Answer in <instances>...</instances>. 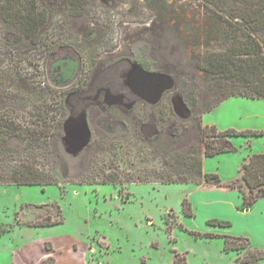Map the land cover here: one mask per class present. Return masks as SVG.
<instances>
[{"label": "rangeland", "instance_id": "374dc122", "mask_svg": "<svg viewBox=\"0 0 264 264\" xmlns=\"http://www.w3.org/2000/svg\"><path fill=\"white\" fill-rule=\"evenodd\" d=\"M20 5L21 19L15 12L10 19L0 14V124L7 119L10 131L0 140V178H9L18 163L67 176L61 184L0 183V224L8 229L0 236V264H33L28 257L39 254L36 248L47 236L64 255L69 239L88 242L96 257L90 264H166L173 250L184 253L187 264L264 257V250L254 248L264 249L260 239L224 250L220 233H235V226L245 224L235 216L237 225L209 224L226 212L216 195L197 199L196 213L188 195L198 184L88 181L103 168H117L123 177L125 169L130 176L142 169L153 177L166 152L190 143L204 149L199 123L259 132L233 134L232 150L203 158L204 172L218 175L221 187L234 189L235 183L247 191L239 182L241 165L264 153V99L230 96L206 111L221 96L197 64L200 51L222 47L210 11L199 0H21ZM26 17L36 20L33 33L24 27ZM66 52L79 58L80 68L68 86L56 87L48 67ZM138 57L151 60L150 71L140 67ZM171 124L178 136L168 139ZM20 127L34 128L32 135ZM140 150H148L147 158ZM228 193L238 197L235 190ZM183 199L194 216L183 212ZM57 207L62 222L23 224L53 218ZM24 244L33 248L28 252Z\"/></svg>", "mask_w": 264, "mask_h": 264}, {"label": "trees", "instance_id": "16d2710c", "mask_svg": "<svg viewBox=\"0 0 264 264\" xmlns=\"http://www.w3.org/2000/svg\"><path fill=\"white\" fill-rule=\"evenodd\" d=\"M20 2L18 0H8L9 4L6 5V1L4 3V0H2L0 3L1 18L6 19L8 16V19H10L12 16L10 18L9 16L15 12L16 18L21 19ZM199 3L210 11L209 16L220 31V39L223 41L220 44L222 47L218 50L200 51L198 53L197 64L199 68L210 76V79L221 92L220 98L212 105L207 106L206 111L230 96L264 99V0H199ZM22 21L25 23L24 25H27L24 27H27L26 29L32 33L38 27L35 18L26 17ZM225 29H227L226 32ZM204 48L207 49V47ZM136 61L142 66L151 67V61L149 59L144 60L138 57ZM190 115V118H195L193 112ZM6 120L2 119V123L0 124V140L10 135ZM172 126L177 127L174 124L170 125L166 135L167 138L169 135L178 136V134L175 135L176 133L171 132ZM56 128H61L58 121ZM198 128L204 142V149L202 150L194 143H190V145L182 150L172 149L170 152H166L165 159L160 161L159 164H156L158 167L162 164V167L159 169L156 168L153 177H151L150 173L142 169L132 172L135 176H130L131 174L125 169V176L123 177L117 168L109 169L108 171L103 168L97 170L93 177H91L92 179L90 178L88 181L93 180L102 183L158 181L162 183H194L198 185L213 183L216 186H221L222 183L218 175L204 172L203 158L232 150L233 146L229 138L233 134L258 135L259 132L241 131L235 133L233 130H218L214 126L200 125L199 123ZM33 130L34 128L22 129L20 127V132L25 135L29 134V136L32 135L31 132ZM119 135L114 136L115 138L113 139L118 138ZM217 140H223L224 145L216 147L215 142ZM144 141L151 143L152 139H146ZM113 146L116 147L115 144ZM208 147H213V149L209 150L207 149ZM139 153L141 156H146V158L148 156V150H140ZM135 157L136 159L140 158L138 155H135ZM13 167V173L10 174V177L0 178V183L61 184L60 179L63 178L65 180L67 176L59 175L57 172L52 173V171L32 170L27 163L14 164ZM122 174L124 175V169L122 170ZM239 182H242L247 191L242 190L240 184L233 183L234 185L231 184V187L236 188L242 196L241 208H247L257 198L264 196V153H254L249 157L247 162L242 163ZM188 205V201L183 199V212L191 216L192 211ZM62 219L60 207H57L53 218L47 215L46 218L44 217L39 221L23 224L46 226L60 223ZM209 224L223 226L228 225L229 222L214 219L210 220ZM7 230L4 225L0 224V236ZM203 236L210 238L216 237L218 234L204 233ZM221 236L223 237L224 250L226 251L238 250L240 247L246 248L247 245H252L250 240L243 236L226 234ZM240 240L245 241V247L236 242ZM254 248L259 252H263L264 250L258 249L257 247ZM172 253L173 257L170 264H187L184 253L176 250H173ZM261 259H264V257H243L241 264H256ZM51 260V258L47 259L48 264L51 263Z\"/></svg>", "mask_w": 264, "mask_h": 264}, {"label": "crops", "instance_id": "0c3cea01", "mask_svg": "<svg viewBox=\"0 0 264 264\" xmlns=\"http://www.w3.org/2000/svg\"><path fill=\"white\" fill-rule=\"evenodd\" d=\"M227 190H235L238 197L236 195H233L232 193L226 194ZM225 194L231 199H235L233 204L229 203L233 202V200L228 201L222 196ZM210 195H216L218 202H225L226 212L223 216L219 217L224 218L221 220H228L230 223H235V225H237L234 219L235 216L245 224V227L240 229L238 228V226H235L237 229L234 231L235 233L230 234L229 232H221L220 234L226 233L230 235L246 236L249 238L250 242H253L252 239H255V241L256 239H260L259 241L264 244V196L257 198L247 208H241L242 196L240 192L236 190V188L226 189L221 186H206L199 184L197 185V187L192 189L188 195L190 199V206L193 210H195L196 213H199V208H197L196 205H199L200 203L197 204L196 200L201 199L199 200L200 202H205L207 197H209ZM196 213H193L192 216H194ZM207 217H209V215H207L205 219ZM51 237L52 236H47L46 238H44L41 247L36 248L37 250H39V254H37L36 257L34 255H31L30 257H28V260L31 261V258H33V264H45V261L48 258L52 259L51 263L49 264H90L94 262V259L96 257L95 252L93 251H95V249L94 247L90 248L91 246L88 242H80L75 238L69 239L64 249V252L66 253L64 255L60 250L61 247L59 246V244H57V242ZM46 243H48L47 246ZM259 244L261 243L259 242ZM32 246V244L30 246L28 244H24V247L28 248V252L33 248ZM171 261L172 259L167 261L166 264H170Z\"/></svg>", "mask_w": 264, "mask_h": 264}, {"label": "water", "instance_id": "95a60500", "mask_svg": "<svg viewBox=\"0 0 264 264\" xmlns=\"http://www.w3.org/2000/svg\"><path fill=\"white\" fill-rule=\"evenodd\" d=\"M79 68V58L71 53H65L57 62L53 60L50 62L48 67L50 83L56 87L68 86L76 78Z\"/></svg>", "mask_w": 264, "mask_h": 264}, {"label": "flooded vegetation", "instance_id": "af4514ba", "mask_svg": "<svg viewBox=\"0 0 264 264\" xmlns=\"http://www.w3.org/2000/svg\"><path fill=\"white\" fill-rule=\"evenodd\" d=\"M67 53V52H66ZM65 54V53H64ZM64 54H62V55H57V56H55V57H53V61L54 62H57L59 59H61L63 56H64ZM144 60H145V58L144 57H142ZM150 60V59H149ZM136 61V60H135ZM151 61V60H150ZM137 62V61H136ZM138 63V62H137ZM139 64V63H138ZM140 65V64H139ZM140 67L142 68V69H144V70H146V71H150L151 70V67L150 68H148V67H145V66H142V65H140Z\"/></svg>", "mask_w": 264, "mask_h": 264}, {"label": "built area", "instance_id": "2783aa9c", "mask_svg": "<svg viewBox=\"0 0 264 264\" xmlns=\"http://www.w3.org/2000/svg\"><path fill=\"white\" fill-rule=\"evenodd\" d=\"M99 264H102V263H99Z\"/></svg>", "mask_w": 264, "mask_h": 264}]
</instances>
